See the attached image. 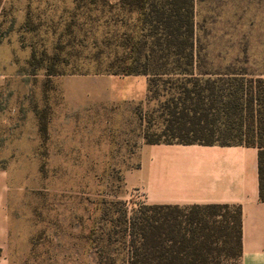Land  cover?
I'll use <instances>...</instances> for the list:
<instances>
[{"label":"rangeland","instance_id":"374dc122","mask_svg":"<svg viewBox=\"0 0 264 264\" xmlns=\"http://www.w3.org/2000/svg\"><path fill=\"white\" fill-rule=\"evenodd\" d=\"M117 1L0 0V264H96L87 235L104 200L144 201L124 172L138 165L149 115L153 129L160 118L145 76L105 71L122 50L103 39L128 30L113 20ZM194 10L210 66L264 73V0ZM54 53L59 72L47 75Z\"/></svg>","mask_w":264,"mask_h":264},{"label":"trees","instance_id":"16d2710c","mask_svg":"<svg viewBox=\"0 0 264 264\" xmlns=\"http://www.w3.org/2000/svg\"><path fill=\"white\" fill-rule=\"evenodd\" d=\"M74 2L82 7L96 0ZM194 5L195 0L110 3L122 12L113 20L128 30L103 39L122 50L115 48L105 71L147 78V98L157 100L152 113L160 125L153 129L155 117L149 115L144 143L257 147L258 194L264 201V73L244 65L210 66L197 47ZM50 59L47 75L59 72V56ZM40 128L45 132L46 123ZM104 203L97 227L87 235L96 264H240V205Z\"/></svg>","mask_w":264,"mask_h":264},{"label":"crops","instance_id":"0c3cea01","mask_svg":"<svg viewBox=\"0 0 264 264\" xmlns=\"http://www.w3.org/2000/svg\"><path fill=\"white\" fill-rule=\"evenodd\" d=\"M124 182L140 190L146 203L240 205V264H264L257 147L143 142L138 166L124 172Z\"/></svg>","mask_w":264,"mask_h":264}]
</instances>
